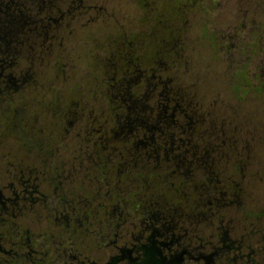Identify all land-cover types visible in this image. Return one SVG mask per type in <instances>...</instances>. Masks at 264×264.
Listing matches in <instances>:
<instances>
[{"label": "flooded vegetation", "instance_id": "1", "mask_svg": "<svg viewBox=\"0 0 264 264\" xmlns=\"http://www.w3.org/2000/svg\"><path fill=\"white\" fill-rule=\"evenodd\" d=\"M34 1L0 20V264H264L253 6Z\"/></svg>", "mask_w": 264, "mask_h": 264}, {"label": "rangeland", "instance_id": "2", "mask_svg": "<svg viewBox=\"0 0 264 264\" xmlns=\"http://www.w3.org/2000/svg\"><path fill=\"white\" fill-rule=\"evenodd\" d=\"M223 1V0H222ZM222 5H226V2H222ZM238 1V5L240 7L239 12V21L243 20H249V15H246V10L249 5H252L254 8L253 18L255 22H260L264 20V0H236ZM122 8L127 12L131 17H135V12L133 9L129 8L130 4L128 0H123V4L121 5ZM200 14L196 13L195 16H193V22H195V25L189 29V35H188V47L191 49L190 53L194 54V59L196 62L202 61L200 58L202 55L206 57V62L208 63L209 59L213 55L211 49L209 48L208 44L205 43L204 40L201 39L200 31L198 29V22H199ZM252 17V16H251ZM250 17V18H251ZM209 35V34H208ZM211 37V35H209ZM245 36V35H243ZM242 37V36H241ZM240 45V43H238ZM221 58V57H219ZM262 57H258L257 61L261 60ZM202 62H205L203 60ZM214 63V64H213ZM225 61H210L209 65L211 68L213 67V70H215L218 73V77L223 82L225 77ZM219 82V81H217ZM237 85V84H236ZM235 85V86H236ZM239 88H241L239 86ZM247 89L241 88V93L246 95ZM240 93V96H243ZM249 99L244 97V105L242 108V113L244 115L247 114V107L246 102H248ZM252 101V100H249ZM253 115H254V121H255V136L253 140V151H254V165L264 171V91L260 94H256L253 98ZM251 106V105H250ZM246 120V117H244V122ZM244 129H246V126H244ZM257 180L261 183L260 187L258 186L255 191V196L263 197L264 198V172L260 173V177L257 178ZM257 202V200H256Z\"/></svg>", "mask_w": 264, "mask_h": 264}, {"label": "trees", "instance_id": "3", "mask_svg": "<svg viewBox=\"0 0 264 264\" xmlns=\"http://www.w3.org/2000/svg\"><path fill=\"white\" fill-rule=\"evenodd\" d=\"M35 5H41V0H35ZM15 6L26 9L30 6V0H0V20H8L9 17L4 13L7 7Z\"/></svg>", "mask_w": 264, "mask_h": 264}]
</instances>
